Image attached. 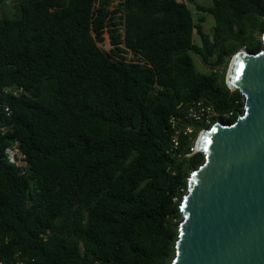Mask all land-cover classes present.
Wrapping results in <instances>:
<instances>
[{
  "label": "trees",
  "instance_id": "1",
  "mask_svg": "<svg viewBox=\"0 0 264 264\" xmlns=\"http://www.w3.org/2000/svg\"><path fill=\"white\" fill-rule=\"evenodd\" d=\"M121 1L116 20L111 0H0L1 264H171L194 141L243 111L217 71L262 48L264 0L194 4L211 33L178 0Z\"/></svg>",
  "mask_w": 264,
  "mask_h": 264
},
{
  "label": "water",
  "instance_id": "2",
  "mask_svg": "<svg viewBox=\"0 0 264 264\" xmlns=\"http://www.w3.org/2000/svg\"><path fill=\"white\" fill-rule=\"evenodd\" d=\"M261 40L257 53L233 56L226 81L243 96L242 113L197 139L204 161L187 180L171 264H264V34Z\"/></svg>",
  "mask_w": 264,
  "mask_h": 264
},
{
  "label": "built area",
  "instance_id": "3",
  "mask_svg": "<svg viewBox=\"0 0 264 264\" xmlns=\"http://www.w3.org/2000/svg\"><path fill=\"white\" fill-rule=\"evenodd\" d=\"M121 0H112V3L110 5V7L108 8V10L114 12L112 13L111 15L114 16L116 18V20L118 19L119 15H122L123 14V7L121 6ZM117 11V12H115ZM112 29H116V26H112L111 27ZM123 28L124 26L123 25H119L117 26V31L119 33H122L123 32ZM107 34V29L105 31ZM104 38V36H103ZM107 40H108V48H103V45L105 44V39L103 42H98V47L105 51V52H110L111 49H113V46L111 45V42H110V39H109V34H108V37H107ZM120 47L122 49L125 50V52H121L119 53L120 56H123L125 58V62L126 63H130V64H143L144 61L142 60L141 56H138V55H135L131 50L129 49H126L123 45H120ZM201 117V115L195 113L194 111L190 110L189 114H188V118L189 119H194V120H199ZM170 123H171V127L172 129H176V121L174 118H172L170 120ZM180 130H176L175 131V135L173 136V139H172V142L174 144V146H177V137H178V134H179ZM192 132V128L191 127H185L184 129V134H189ZM18 143L15 142V144L13 145V149H11L8 153V158L10 160L11 163L13 164H16V166L18 167H25L26 166V162L24 161V156L23 154L20 152V150L18 149ZM193 153H195V149H193ZM1 264V263H0Z\"/></svg>",
  "mask_w": 264,
  "mask_h": 264
},
{
  "label": "rangeland",
  "instance_id": "4",
  "mask_svg": "<svg viewBox=\"0 0 264 264\" xmlns=\"http://www.w3.org/2000/svg\"><path fill=\"white\" fill-rule=\"evenodd\" d=\"M178 1L186 4L189 7V9H190V11H191V13L193 15V20H194V22L196 24L199 23L201 19H203L204 21L202 22V26H203L204 31L206 33H211L212 32V28L214 27V19H213V17L211 15L207 14V13H202V12L197 11L195 9L194 4H198V5L205 6V7H210V6L213 5V0H191L193 2V4H191L189 2V0H178ZM9 5L11 6V4H9ZM7 16L10 17L9 14H7ZM263 34L264 33L259 34L260 39H261ZM103 36H104V39H105V44L103 45V48L104 47L108 48V45H109L107 43L108 42V40H107L108 34L105 32ZM193 41L196 44L200 43L199 37H198V35L196 33L193 34ZM241 50H243V49H241ZM241 50H239V51H241ZM191 56H192L193 61H194L195 65H196V68H197V70L199 72L204 73V74H209L211 72L210 69L207 66L204 65V63L202 62V60H201V58L199 56H195V55H191ZM232 58L228 60V62L226 63V66L224 68L221 67L217 71L218 74L219 73L221 74L223 72V78H224L226 86H227V84H226L227 76H228L229 69H230V66H231ZM203 130H205V129H203ZM201 132H202V130L198 133V135H197V137H196V139L194 141V146H193L194 149L196 147L197 139H198V137H199ZM189 173H191V171Z\"/></svg>",
  "mask_w": 264,
  "mask_h": 264
},
{
  "label": "bare ground",
  "instance_id": "5",
  "mask_svg": "<svg viewBox=\"0 0 264 264\" xmlns=\"http://www.w3.org/2000/svg\"><path fill=\"white\" fill-rule=\"evenodd\" d=\"M111 3H112V0H111ZM111 5V4H110ZM110 5H109V7H110ZM108 7V8H109ZM112 12V11H111ZM112 13H114V12H112ZM97 46H98V44H97ZM125 47V46H124ZM235 60H236V57L233 59V61H232V63H231V66H230V69H229V73H228V76H227V81L229 80V76H230V72H231V68H232V66H233V64H234V62H235ZM201 136H202V134L200 135V137H199V141H200V139H201ZM199 143V142H198ZM11 149H9L7 152H6V154L8 155V153H9V151H10Z\"/></svg>",
  "mask_w": 264,
  "mask_h": 264
}]
</instances>
